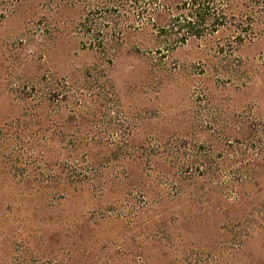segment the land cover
I'll list each match as a JSON object with an SVG mask.
<instances>
[{
	"label": "rangeland",
	"instance_id": "rangeland-1",
	"mask_svg": "<svg viewBox=\"0 0 264 264\" xmlns=\"http://www.w3.org/2000/svg\"><path fill=\"white\" fill-rule=\"evenodd\" d=\"M227 9L90 49L111 11L0 0V264H264V0Z\"/></svg>",
	"mask_w": 264,
	"mask_h": 264
},
{
	"label": "trees",
	"instance_id": "trees-1",
	"mask_svg": "<svg viewBox=\"0 0 264 264\" xmlns=\"http://www.w3.org/2000/svg\"><path fill=\"white\" fill-rule=\"evenodd\" d=\"M56 5L84 4L90 11H111L108 18L99 20L86 18L79 29L80 43L84 48H103L123 37L121 26L156 27L167 52L187 44L193 39L204 40L213 36L221 27L227 26L236 15L227 7L234 0H50ZM115 12V14L113 13ZM106 13V12H105ZM118 14V15H116ZM116 15V16H115ZM253 15L246 14L240 20L245 27L235 36L233 42L242 44L254 41ZM104 23L114 24L120 32L110 34L104 31ZM105 51L104 53H106ZM112 53V52H109ZM115 56V54H114ZM163 57H166L164 54Z\"/></svg>",
	"mask_w": 264,
	"mask_h": 264
}]
</instances>
